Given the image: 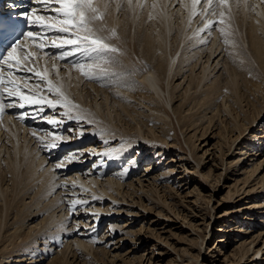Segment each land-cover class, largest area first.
<instances>
[{"label": "bare ground", "instance_id": "6f19581e", "mask_svg": "<svg viewBox=\"0 0 264 264\" xmlns=\"http://www.w3.org/2000/svg\"><path fill=\"white\" fill-rule=\"evenodd\" d=\"M152 2L157 3V5H152ZM217 2L218 0H212V8L215 7L214 4ZM105 4L108 5L107 10H105ZM117 5L120 7L117 8ZM96 6L103 15V19L98 22V26L102 25L104 28L102 34L105 36L107 42L119 49V52L115 56L117 63L103 64L101 66L105 73L103 78L92 80L91 83H84L86 78L84 76L82 78L80 72L76 71L75 74H73L71 71L70 81L67 80V84L64 83V79H61V77H63L62 75H69L67 72H62V74L59 72L58 78L55 77L54 79L53 73L51 75V72L54 71L56 74L57 69H59V64L63 66L66 65L65 62H59L58 60L54 62L53 59L50 58H37L39 52L35 49L34 44H28L25 49L32 54L35 63L29 62L25 67H31L34 71L44 73L48 79L52 81L53 86L59 88L66 98L76 106V108L73 109L58 108V110H60V112L63 110L65 112H71L72 117H80L77 122L81 125L79 128L81 134L85 132L88 134H99L97 140L94 138L92 139L94 142L87 145H93L95 146L94 148L89 147L85 150L80 148L81 152H78L79 155L71 162L62 164L60 169H66L68 165L70 166V163H74L76 160H79V162L83 161L82 163L84 164L93 156L98 158L99 154H101L99 155L100 159L95 164L94 162L97 158L93 160V164L91 165L92 169L88 170V172L83 174H78L77 172L67 179H62L63 176H59L61 170L56 168L55 164L49 165V163H46V160L41 155L42 153L45 156L49 154L53 157L52 160L56 161L64 158L66 154H69L71 151L70 149L67 151L68 145L63 142L67 140L64 139H71L72 142L76 140V142H83V139L79 140L81 134H79V136L77 134L78 137L76 138H67L66 133L68 132V126L64 127L62 125L61 129L53 128L49 124L48 126H44L46 122L43 119L25 118L28 120L27 123L33 122L35 125L40 124V126L42 125V127H44V130L47 129L50 133L55 132L60 135L57 144L63 142L62 148L56 150L57 147L50 151L45 150L41 153L37 143L33 144L31 138H25V136H23L24 133H22L21 137L19 133V131H22L23 126L26 127L24 121H22L24 119H19V114L25 110L29 113V117H32L34 116V109L32 107H26L24 110L15 107L8 109L10 114H6L3 119H9L12 122L8 120L1 122L2 124L8 123L12 125V135L8 133L6 137L9 141L6 142L2 140L3 144L0 143V166L3 164L2 162L4 160L8 170L7 173L10 174V183L13 185V189L9 195H7V190L5 191L6 195L3 190H0V196L2 197L0 204V247L3 248V252L1 253L2 256L0 254V264H25L28 260L29 263L35 264L37 263V261L34 262L36 259H43V256L41 258L39 253L34 251L39 242V236L48 237V235H44V233L46 231H51L53 229L52 227L55 228V225L51 226L54 222L58 223L61 219H66L65 215L70 217L71 213L77 210V208L85 206L86 203L84 202L88 200L96 199V201H98V204H96L98 207H85L89 212H96L100 215L104 213L106 215L104 219H106L107 216H114L116 214L119 215L117 216L118 218L129 217L126 220L128 224H136L138 217L143 214H141L143 211H137L138 208L136 205L145 210V212H151L152 209L150 211L146 208L148 204H151L150 197L146 196V199L150 201L146 205L144 204L145 202H140V199L143 197L142 193L145 188L154 187V183L149 184L150 182H148L147 185H144V182L139 178L135 181L140 182V186H135L136 183L133 180L124 184L121 178L116 176L117 174L102 180L100 179V173L95 176L100 167L97 169L95 167L103 161L108 160L105 168H103L104 170H108L114 165H119V162L125 161L127 156L136 151H138V153L135 159H137L139 155H142L139 162H141V160L148 161L156 158L159 154V150L156 151V148L149 143L151 139L148 140L147 138H152L158 142L159 139L149 134L150 131L144 126H147L149 120H153L152 122L161 124L160 127H157L160 128L158 132L161 138L167 137V139H170V132H173L171 127L172 120L170 112L165 105L168 107L171 106L170 110L173 112L172 114H174L178 124L182 129L186 130L191 124L195 125L198 123L196 118H193L195 115H200L199 121L208 120L209 124H212L216 117L220 119L221 114L229 116L230 121L227 124L229 147L227 150L224 149L221 153V166L219 167V165L214 163L212 166H207L205 175L210 178L212 177V180H215L212 184L217 182V186L221 185L222 176L225 175L224 177H226L227 174L228 176H235L236 178H239L238 176L241 175L242 177L237 179V182H241L243 186L249 182H254L250 185V189L246 191L241 198L239 197L240 201L250 200L252 205L241 206L240 208H236V210H233V207L230 206L232 210L229 209L223 214V217L226 218V223L223 224L224 228L220 227L217 230L222 234L232 230L236 240L242 235H245L240 238V241H243L236 247L237 249H243V252L235 251L230 255L233 259L236 258L237 264L243 263V259L248 255L250 256L251 251L252 257H250L252 259H250V261L252 260L254 264H257L260 259L264 261V249H262V247L253 248L254 244L259 239H262L264 244V204L254 203L252 200L256 196L264 193V175L258 178L264 159L260 160L257 164H250L251 166H246L245 164V161L249 162L250 158H254L252 160L253 162L258 161L257 157H261L262 155L259 151H261V147L264 145V135L253 134V136H251V134L248 133L249 129L251 132L254 128L256 129L255 131L261 133L263 131L260 130L261 127L264 128V106H262L264 105V101L262 102L261 100L264 98V0H228L227 10H225L224 16L221 17L223 20L225 19L224 23L215 30H212L211 27V31H209L207 25L209 23L212 25V21L215 17L205 14L206 9L209 13L211 12L206 0H200V3L195 4V6L194 0H132L131 6H129L128 0H96ZM117 10L118 12H116ZM234 19L237 24L236 28H234ZM243 30H245L246 34V40H243L242 43L243 49L236 50L232 34ZM113 32L115 33L114 36L112 35ZM210 37L211 39H209ZM181 43H183V47L177 59L178 62L173 69ZM44 55L45 53H42V56ZM237 59H239L240 62H242V60L246 62L244 66V70L246 69L245 72L243 71V66L240 67L233 64ZM171 64L172 66L170 67ZM213 64H215V66H213ZM219 64L220 68L217 70ZM197 66H199L198 69H196ZM62 69H64V67ZM62 69L60 71H62ZM70 69L71 68L68 67V70ZM221 70L222 72L220 74ZM96 72L99 73L100 69H96ZM188 73L189 75H187ZM250 73L254 77L248 76ZM33 75L34 74L31 72L14 70L13 78L16 79L18 84L23 86L25 84L27 89L34 95L40 93L38 96L36 95L37 98L40 95L50 98L48 95L49 93L47 94L46 91L43 92L39 90L40 88L38 92H36V88H34L32 84V82L36 80L32 79L25 82L23 79H20L21 77ZM81 80H83V82H81ZM102 80H106V82L104 83L103 81L101 83ZM80 83L85 84V89L83 90V86L82 88H78L81 92L75 93L76 98H73L74 95L72 97L78 102L75 103L72 101L71 94L69 93L68 95L66 91L70 90L75 92V86L78 87ZM223 90H226V92L224 91L223 93ZM115 96L118 97V99L116 98L117 100ZM179 96H181V102L177 106H174L173 102H176V98ZM216 97L221 99L220 104L217 103ZM5 100L8 102L7 97H5ZM214 104L215 106L212 107ZM12 109L17 110L12 112ZM195 109H197L196 113ZM241 110H245L247 113L252 110L253 114L249 115L246 113L247 115H245L244 113L242 115ZM207 111H209V113H207ZM49 113H52L51 116L57 115V113H53L48 109H46L42 115L49 116ZM71 119L73 118L65 116L62 122L65 125V123ZM222 122H224V120ZM33 124L28 126V128H32L31 126ZM12 127H14V129ZM209 129L210 126L208 129H203L200 137L205 136L209 132ZM44 130H42V132ZM30 133L33 135L32 132ZM46 134H38L35 136L34 140L38 143H40L39 140H43V142L47 144L50 137L47 138ZM61 135H65V137L61 138ZM194 138H197V136H193L192 140H194ZM8 142L10 146H6L9 144ZM145 143L147 144L145 145ZM29 145H35V147H37V150L36 148L34 149L33 155L27 154V147ZM193 145H195V143ZM40 146L43 148L42 144ZM239 146L240 150H237ZM189 147L190 157L196 160L197 166H203L208 159V157L203 159L208 150L203 152L202 161H199L195 158L192 147L190 145ZM149 148L152 151H149ZM164 148L165 147H162L160 149V154ZM174 148H176V145H172L169 151H173ZM36 151H38L40 156L36 157ZM56 151L57 153H55L56 156L54 158L53 155ZM169 151H166L165 154ZM236 152L238 156L236 155L232 161L225 163L227 157ZM263 152L264 150H262V153ZM147 153L148 155L145 156ZM59 154L60 157L58 156ZM161 157L162 155L160 158ZM247 157L248 160H246ZM160 158H158V161H160ZM23 160H26L24 168H28L27 171H21ZM52 160L50 163H55ZM212 161H214V159L208 160V163ZM139 162L136 161L134 165L139 164ZM40 163L41 165L37 166ZM161 163L162 161L156 162L154 166L159 167ZM154 166H152L153 169L156 168ZM130 168L131 164H129V166L127 165V169ZM54 169L59 172H54ZM95 169L97 171L92 172L95 171ZM219 169H221L222 172L216 175ZM151 170V168H148V171ZM33 171L34 176L32 175ZM90 172H92V174ZM64 174L66 173H62V175ZM256 176L257 179L255 178ZM5 178L4 176L3 180H5ZM51 179H61L63 182L57 183L55 180L57 183L55 185V181H51ZM181 182L182 181H180L179 184H182ZM0 183H3L1 176ZM52 185L61 187V191H59L60 195L56 197L57 201H59L58 206H63L61 210L56 209V201L46 196L50 195L51 191L54 190ZM67 186H69V188L65 189ZM88 189H90V191ZM66 192H69L68 197L71 196V198L69 197L70 199H65L67 198L65 196ZM71 192L72 195H70ZM83 192L89 193V196H87V198L81 197ZM32 193H34L33 197ZM235 194V192L228 194L229 199L226 201L234 202L237 200L238 195ZM234 195L236 196L235 199L233 198L235 197ZM26 196H31L32 202L24 203L23 200V203H20L23 197L25 199ZM44 196L50 199L48 202L47 200L45 201L47 203L42 202ZM158 200L163 203L160 198H158ZM40 202H42V204H40ZM250 202L247 201L244 203L248 204ZM69 203L75 204V210H69ZM93 203H95V201ZM107 203L111 205L104 208L103 206ZM81 211L82 210L77 211L76 214L73 215L75 221L78 220L79 215L82 217L80 214ZM42 212L46 214L43 219L45 222L43 225L47 226V228L49 226V228L43 229L45 230L44 232L39 230L37 237H32L33 232L25 235V230L22 231L25 226V220L31 218V216L37 218ZM241 212H243L242 215H240ZM229 214L230 216H228ZM13 215L15 219L8 224L9 219L13 218ZM92 216L93 214L89 215L88 218H93L95 220V230L97 227L99 229L101 217ZM231 216H233V219H236L233 223L234 227L227 225L233 222V219L230 218ZM143 217V220L147 219V217ZM166 217L168 216L166 215ZM109 220L110 218H108V221ZM82 223L83 221L75 222V224H73L75 227H72V232L76 233L77 229L81 227L80 225H83ZM56 225L60 227L58 224ZM144 225L142 221L140 228H138V232L133 234L134 240H132V243H135V240L141 237L140 234H142ZM248 225L250 227L246 228ZM258 225L259 227H257V229L262 228L258 237L249 239V236L254 232L253 228ZM9 226H11V230L14 229V233H6ZM119 227L118 225V228ZM118 228L116 226H111V229L116 231L115 234L120 233L117 232ZM121 228L122 227L119 229L121 230ZM98 229L96 231L94 230L93 233L96 234ZM55 231H57V229ZM57 232L59 233L53 235V237L57 235L56 242L66 236L68 237L70 235L69 233H71L66 232V230L63 233L61 230ZM86 232L88 231L80 232L77 238L65 241L63 250L51 260L50 264H75L73 260L76 259L79 254L82 256L79 264L107 262V256L111 251L109 252L104 248L95 247L94 244L97 241L94 238L91 240H83V237L87 236H84ZM108 232H110V230H108ZM95 234H93L94 237ZM115 234H112V236ZM209 236L210 234H206L205 237L208 238ZM21 237H25V239L23 238L22 240H26V242L28 239L30 240V238L33 239L29 241L30 243L20 242L18 244L15 239ZM224 238L225 236L223 235L218 238L219 244ZM12 239L15 241L12 242ZM101 239L103 240V237ZM123 240L125 239H119L116 246L121 247L125 245L126 243L123 242ZM141 240L142 241L136 245V248L131 247L132 249H128L125 253L129 254L133 251L136 252L137 247L145 241L143 237H141ZM6 242H8L7 245H5ZM52 243H54V241ZM237 255H239V257ZM259 255L261 258L258 257ZM24 256L27 258L29 257V259H25ZM90 256H92L93 263L89 261L91 259ZM83 257H87L88 259L85 260ZM196 259L199 260V258ZM12 260L14 261L12 262ZM233 262H235V260Z\"/></svg>", "mask_w": 264, "mask_h": 264}, {"label": "rangeland", "instance_id": "374dc122", "mask_svg": "<svg viewBox=\"0 0 264 264\" xmlns=\"http://www.w3.org/2000/svg\"><path fill=\"white\" fill-rule=\"evenodd\" d=\"M217 3L214 4V6H215V7L213 6L214 8H216ZM152 5L156 6L157 3L152 2ZM236 9H238V8H236ZM225 10H227V9H223L224 12H225ZM116 12H118V10ZM214 17L215 18L212 21V25H211L212 30H215L219 26H221L222 24L220 23V20H223L219 15L214 16ZM236 25L237 24H236V21L234 19V28H236ZM232 37H233V40L235 43V49L236 50H238V49L242 50L243 49L242 48L243 40H246L245 30L237 31V32L233 33ZM209 39H211V37ZM182 47H183V43H181V46L178 50L179 53H177V55H176V59L174 62L173 69L175 68V66L178 62L177 59L181 53ZM241 55H242V53H241ZM245 63L246 62L244 60H242V62H240L239 59H237L233 62V64H235L237 66H240V67L243 66L244 72L246 70V69L244 70ZM171 66H172V64L170 65V67ZM213 66H215V64H213ZM63 67H64V69H62ZM198 68H199V66H197L196 69H198ZM219 68H220V64H219L217 70ZM61 69H62V71H60ZM63 70H65V71H63ZM71 71L73 72V74H75V72H76V70L74 68H71L70 70H68V67L66 65L61 66L59 64V72L61 74H62V72H67L69 74V75H67V74L62 75L63 77H61V79L65 80L64 81L65 84H67V80L70 81V77H71L70 73H72ZM221 72H222V70L220 71V74H221ZM52 73H53V77L55 79V77H57V75L55 74L54 71L51 72V75H52ZM220 74H218V75H220ZM187 75H189V73ZM65 76H66V78H65ZM248 76L254 77V76H252L251 73L248 74ZM82 78H83V75H82ZM33 80H36V79L33 78ZM91 81L92 80H89L86 78V80H84V83H91ZM103 81H104V83L106 82V80H102L101 83ZM57 82H58V79H57ZM81 82H83V80H81ZM40 83H41V87L34 86V88H36V92H38V89L40 88L39 90H42L43 92L46 91V93L48 94L47 88L43 84L44 82L43 83L40 82ZM32 84L35 85L36 81H33ZM83 84L80 83L78 87L75 86V88H74L75 92L67 90L66 93L68 92L67 93L68 95L70 93L71 98L73 97V95H74L73 98H76L75 93L81 92L78 90V88H82V86H83V90L85 89V84L84 85ZM72 85H73V83H72ZM24 86L21 85L23 90L25 92H28L29 90L27 89V86L25 84H24ZM69 88H70V84H69ZM224 91L226 92V90H223V93H224ZM38 94H40V93H38ZM38 94H35V96L36 95L38 96ZM180 97L181 96L176 98V102H173L174 106H177L178 104H180V102H181ZM73 98H72V101L75 103H78ZM116 98L118 99V97L115 96V99ZM261 100L263 102L264 98H262ZM216 101L218 104H220L221 99H219V97H216ZM214 106H215V104L212 107H214ZM262 106H264V105H262ZM165 107L170 112L171 120H172V126L171 127L173 129V132H170V136H171L170 139H167V137L161 138V135L158 132V131H160V128H157V127H160L161 124L152 122L153 120H149L147 126L146 125L144 126L147 128L148 131H150L149 134H151L154 138L159 139V142H158V141L153 140L152 138H147L148 140L151 139V141L149 142L150 145L154 146L156 148V151L159 150L158 151L159 154L157 157L160 158V156L162 155V157L160 158V161H162V163L159 165V167L154 166L156 162H160V161H158L159 159L157 157L150 159L148 161H142L141 160V162H139L141 159L140 157L142 155H139L137 157V159H135L137 156V153H138V151H136V152H132L129 156H127L125 158L127 161L125 160L121 163L119 162V165H114L113 167L109 168L108 170H104L103 168H105L106 164L108 163L107 162L108 160H106V161H103L102 163H100L98 166L95 167L96 169L100 167V169H98V171L96 169H95V171H92V172L97 171V174H95V176H97L100 173L101 174L100 179H102V180H104L107 177H110L111 175L117 174L116 176L120 177L122 180V183H124V184H127L133 180L136 183L135 186H140L141 185L140 182L135 181V180H138L139 178L141 181L144 182V185H147L148 182H150L149 184L154 183L155 184L154 187L145 188V190L142 193L143 197H142V199H140L141 200L140 202H142V201L145 202L144 203L145 205L151 201V204H148L146 208L150 211L152 209V211L151 212H145V210L141 209L139 206L136 205V207L138 208L137 211H139V212L143 211V212H141V214L142 213L143 214L140 217H138V221L136 224H128L126 222V220L129 217H125V218L119 217L118 218L117 216H119V215L116 214L114 216L113 215L107 216V218L104 219L106 216L104 213H103V215H100L99 213H96V212H93V213L89 212L88 209H85V207H87V206L98 207L96 205V204H98V201H96V199L95 200H93V199L88 200L87 202H84V203H86L85 206L77 208V210H75L73 213H71L70 217L68 215H65L66 219H61L58 223L54 222V224L51 225V226L55 225V228L57 229V231L61 230L62 233L65 232V230L68 233L71 232V233H69L70 235L68 237L66 236L65 238L61 239L60 240L61 242L60 241L56 242V236L57 235H55V237H53V235L58 234L59 232L55 231L56 229L54 227H52L53 229L50 228V229H52L51 231H46L44 233V235H48V237L47 236H42V237L39 236V242L37 243V247L34 249V251H37V253H39L41 258L43 256V259H38V260L36 259L34 262L37 261V263H35V264H50L51 260L58 253H60L63 250L64 245H65L64 242L67 240L70 241L71 239L77 238L78 234H80V232H83V231H88V232H86L87 234L86 233L84 234V236L87 235L88 237L87 236L83 237V240L84 239L91 240L92 238H94L97 241L94 244L95 247L104 248L105 250H107L109 252L111 251V253L107 256L108 257L107 262H105V263L104 262H96V263L94 262V264H237L236 258L233 259L230 255L232 252H235V251L236 252L237 251L243 252V249H237L236 247H238L241 244V242L243 240L240 241L241 240L240 238L242 236L244 237L245 235H242L240 238H237V240H236V237L234 236V232L232 230L229 231L228 233L222 234L217 229L220 227L224 228L223 224L226 223V218L223 217V214L225 213V211H227L229 209L232 210L230 208V206L233 207V210H236V208H240L241 206H251L252 205L250 200L240 201L239 197L241 198L242 195L245 194V192L250 189V185H252L254 182H251V183L249 182L248 184L243 186L241 184V182H239V183L237 182V179L242 177L241 175L238 176L239 178H236L235 176H228V174H227L226 177H224L225 175L222 176L223 179L221 180V185H219L220 186L219 187L216 185L217 182L215 184H212L215 181L214 179L212 180V177L210 178L209 176L205 175L206 170H207V168H206L207 166H212L214 163V164L219 165V167H220L222 164V161L220 159L222 157L221 153L224 151V149L227 150V148L229 147L228 136H227L229 134L227 133V124L230 121L229 120L230 118H229V116H224L225 114H221L220 119L218 117H216V119L213 121V123L209 124L208 120H204L202 122L199 121L200 115H195L193 118H196L198 123H196L195 125L191 124V126L186 130V129H182L181 126L178 124L174 114H172L173 112H171V110H170L171 106L168 107L167 105H165ZM63 111H61V112H63ZM241 111H242V115L244 113H245V115H247V114L252 115L253 114L252 110L248 111V113L245 110H241ZM58 112H60V110H58ZM196 112H197V109H195V113ZM207 113H209V111H207ZM51 114L52 113H49V115H51ZM226 119H227V121H226ZM7 120L9 122H12L6 118L3 119L2 122H5ZM71 120L67 121L65 123V125L63 124V122H61V124H60L61 126L59 128L61 129L62 125L64 127L68 126V130H67L68 132L66 131L67 132L66 137L67 138H76L79 136V134H81L79 131V128L81 125H79V122H77L78 119L73 118ZM223 120H224V122H222ZM62 121H64V120H62ZM2 122H0L1 123L0 124V138H1L0 143L1 144H3L2 140L6 141V142L9 141L8 138L6 137V136H8V133L10 135H12V133H11V126L12 125L11 124L9 125L8 123L2 124ZM208 125L210 126L209 132L205 136L200 137V134L203 132V129L204 130L208 129V127H209ZM44 126H48V123L44 124ZM31 127L32 128H28V127L23 126V129L25 130V132L23 129H22L23 132L19 131L20 136L22 137V133H24L23 136H25V138L26 137H27V139L31 138L33 140V142H32L33 144L37 143L39 145L38 147L40 148V151L42 153L45 150H43V148L40 146L41 143H38L36 140H34L35 137L30 133V132L33 133L32 129H35V123ZM12 128L14 129V127H12ZM255 130L256 129L254 128L253 131L250 132V129H249L248 133H250L251 136H253V134H255V135L260 134L261 136L264 135V128L261 127L260 130H263L261 133H259L258 131H255ZM43 133L46 134V133H50V132L47 129H45L43 131ZM194 133H195V135H194ZM38 134L40 135L41 133L38 132ZM77 134H78V136H77ZM80 136L81 137L79 140L83 139L84 140L83 142L82 141L76 142L77 140L72 142L71 139L70 140L64 139V140H67V141H63L64 143H67V145H68L67 151L69 149L71 151H73V152L70 151L68 155H70V153L71 154L76 153V152L80 153L81 152L80 148H82V150L88 149L89 147L94 148L95 146H93V145L92 146H87V145L94 142V140H92V139L95 138V140H97L99 134H88L87 132H85V133H82ZM193 136H197V138H194V140H192ZM64 137H65V135H61V138H64ZM190 137H191V139H190ZM11 138H12V136H11ZM47 138H49V137L47 136ZM47 138H44V139L48 140ZM63 142L61 144L58 143L59 146L56 150H59L60 148H62ZM69 143H70V145H69ZM194 143H195V145H193ZM146 144L147 143H145V145ZM24 145H25V143H24ZM172 145H176V148H174V150H173L174 152L169 151L170 147H172ZM189 145L192 147L193 154H194L195 158H197L199 161L202 159L203 152L208 150L207 154L203 158V159H206V157H208V159L205 161V164H203V166L202 165L197 166L196 160L190 157ZM6 146H10V143ZM135 147H137V146H135ZM162 147H165V148L162 149V152L160 154V149ZM27 148H28L27 154H30V155H33L35 148L37 150V147H35V145L34 146L29 145ZM237 148H238L237 150H240V146ZM262 150H264V145H263V147H261V151H259L262 155H261V157H257L258 161L253 162L252 160L254 158H250L249 162L245 161L246 166H249L252 163L257 164L260 160L264 159V152L262 153ZM149 151H152V150L149 148ZM166 151H169V152L165 154ZM5 152H6V149H5ZM36 153H37L36 157L40 156L38 151H36ZM55 153H57V151L54 152V155H53L54 158L56 156ZM48 155L49 154H46V156H45L42 153L41 156L44 157V159L46 160V163H49V165L55 164L52 162L50 163V161L52 160L53 157L51 155H49V159H48ZM99 155H101V154H99ZM99 155H98V158L94 157V156L91 158L86 156L87 158H90L88 161H86L87 163L85 162L83 164L82 163L83 161H80L81 162L80 163L79 160H76L75 161L76 163L75 162L70 163V166L68 165L69 167L67 166L66 169L58 168L61 171L59 172V171H56L54 169L55 170L54 172H59V174H60L59 176L60 177L63 176L62 179H67L68 177L76 174L77 172H78V174L86 173V172H88V170L92 169L91 165L93 164V160H95L97 158L96 161L94 162V164L99 161V159H100ZM147 155H148V153L145 154V156H147ZM236 155L238 156L237 152L235 154L233 153L232 155H229L227 157V160H225V163L232 161ZM212 156H213V158H212ZM25 159H26V157H25ZM212 159H214V161L208 163V160H212ZM246 160H248V157ZM25 161L26 160H23V162H22L21 171H27L28 170V168H24ZM52 161L57 162L56 160H52ZM136 161L139 162V164L134 165V163ZM37 162H38V160H37ZM2 163L3 164H1V166H0L1 167L0 168V176L2 177L3 183L2 184L0 183V190H3L4 192L7 190V195H9L13 189V185L10 183V180H11L10 174L7 173L8 170H7V167L5 165L4 160ZM71 164H72V167H71ZM129 164H131V168L127 169V165L129 166ZM39 165H41V163L38 164L37 166H39ZM49 165H47V166H49ZM152 166H154L156 168L153 169ZM201 166H202V168H201ZM23 168H24V170H23ZM148 168H151L152 170L148 171ZM193 171H195V172H193ZM92 172H90V173L92 174ZM221 172H222V170L219 169L216 172V175L221 174ZM259 172L260 173L258 175V178L260 176L262 177L264 175V163H263L261 170ZM62 173H66V174L62 175ZM32 175L34 176V171L32 172ZM4 176L6 177L5 180H3ZM83 176H85V175H83ZM88 177H90V176H88ZM255 178L257 179V176ZM55 180L57 181V183L63 182V180H61V179H51V181H55ZM146 180H148V181H146ZM56 181L54 183L55 185L57 184ZM177 181H179V182L182 181L181 182L182 184H179V182H177ZM55 185H52L54 187V190L51 191L50 195H46V196L50 197V199H52L53 201H56L57 202L56 209L61 210L63 208V206H58L59 201H57V199H56V197L58 195H60L59 191H61V189H60L61 187L55 186ZM216 186H217V188H216ZM68 188H69V186H67V188H65V189H68ZM146 189H148V190H146ZM88 190L90 191V189H88ZM233 192L236 193L235 195H238L237 196L238 199L235 200L234 202L233 201L232 202L226 201L227 199H229L228 194L233 193ZM5 195H6V192H5ZM33 195H34V193H32V197H33ZM68 195H69V192H66V195H65L67 197V198H65L66 200L71 198V196H69L70 197L69 198ZM70 195H72V192L70 193ZM263 195H264V193L256 196L254 199H252L253 202L258 203V204H264V196ZM46 196L43 197L42 202H45L46 200L48 202L50 200ZM87 196H89V193L83 192L81 197L87 198ZM146 196L150 197V201H148L146 199L147 198ZM32 197L26 196L25 199L23 197V199L20 201V203L21 202L23 203V200H24V203H30V202H32ZM158 198H160L163 203L159 202ZM233 198L235 199L236 196ZM1 200H2V197L0 196V204H1ZM94 201H95V203H93ZM247 201L250 203L245 204L244 202H247ZM42 202H40V204H42ZM47 202H45V203H47ZM69 205H70V203H69ZM110 205L111 204L107 203L103 207L107 208ZM80 210H82L80 213L82 217H80V215H79V218L77 221H79V222L83 221V223H82L83 225H80L81 227H79L77 229V232L74 233V232H72V227H75V225H73V224H75V222H77V221H75V219L73 218V215L76 214V212L80 211ZM92 214H93L92 217H95V216L101 217V224L99 226V229H98V227L96 228V230L98 229L96 234L93 233L95 230V228H94L95 220L93 218H90V219L88 218V216L92 215ZM242 214H243V212L240 213V215H242ZM166 215L169 218L166 217ZM45 216H46V214H43V212H42L38 215L37 218H35V216H31V218L25 220L26 221L25 226L22 229V231L25 230V235L27 233L30 234L31 232H33L32 237H37L39 234L38 233L39 230L41 232H44L45 230H43V229H48L49 226L47 228V226L43 225L45 223L43 221ZM143 216L147 217V219L143 220V218H144ZM228 216H230V214ZM32 217L35 219H33ZM76 218H77V216H76ZM108 218H110L109 221H108ZM230 218L233 219V216H231ZM14 219H15V217L13 215V218L9 219L8 224H10V221L12 222ZM103 220H105V221H103ZM93 221H94V223H93ZM142 221H143V225L144 224L145 225L143 227L142 234H140V236L143 237V240L145 239L144 243L140 244L137 247L136 252L133 251L129 254L125 253L131 247L136 248V245H138L142 241L141 237H140L137 240H135V243H132V240H134L133 234L138 232V228H140ZM235 221H236V219H233V222L229 223L227 225H229L230 227H234L233 223ZM65 222H66V224H65ZM86 223L89 225H87ZM251 223H253V222H251ZM56 224H58L60 227H58ZM117 224L120 227H122L121 230L119 229L120 227L118 228ZM110 225L116 226L120 230L119 231L117 229V232H120V233L115 234L116 231L111 229ZM44 226H45V228H44ZM248 227H250V226L249 225L246 226V228H248ZM257 227H259V225L255 226L253 228L254 232L249 236L250 237L249 239L258 237L262 228L257 229ZM10 228H11V226H9V228H7L8 229V230H6L7 234L9 232H12V233L15 232L14 229L11 230ZM67 228L69 231L67 230ZM242 228H245V227H242ZM80 230H82V231H80ZM108 230H110V232H108ZM128 231H129V233H128ZM111 232H112V234H115V235L112 236ZM93 234H95V237ZM206 234H210V236L208 238H206L205 237ZM240 234H242V233H240ZM25 235H23V236H25ZM222 235L225 236V238L219 244L218 238H220ZM61 237H63V236H61ZM102 237H103V240L101 239ZM23 238L25 239V237H21L19 239H15V240H17L18 244L20 242L24 243V242H26V240L25 241L22 240ZM122 238L125 239V240H123V242H125L126 244L123 245L124 244L123 243L122 244L123 246H121V247L116 246L118 244L117 241L119 239H122ZM26 239H28V238H26ZM32 239L33 238H30V240L28 239L26 243H28ZM15 240L12 239V242ZM44 240H45V242H44ZM53 241H54V243H52ZM121 243H122V241H121ZM7 244H8V242H6L5 245H7ZM0 246H1V243H0ZM11 247H12V245H11ZM256 247H262V249H264V244H263L262 239H259L256 241L253 248L255 249ZM2 252H3V248L0 247V254ZM45 254H47V255H45ZM261 254H263V253H261ZM260 255L258 256L259 258H261ZM1 256H2V254H1ZM142 256H143V258H142ZM237 256L239 257V255H237ZM250 256L252 257V251L250 253ZM250 256L249 255L246 256L243 259L244 262L241 264H254L252 262V260L250 261V259H252ZM24 257H25V259H29V257L28 258L26 256H24ZM81 257L82 256L79 254L78 257H76V259H74V260L72 259V260L75 264H77V262L79 264ZM91 257L92 256H90V258ZM13 258L17 259L16 257H13ZM83 258L85 260L88 259L87 257H83ZM196 258H199V260H197ZM246 259H248V260H246ZM234 260H235V262H233ZM13 261L14 260H12V262ZM89 261H90V263H93L92 258ZM19 264H24V263H19ZM25 264H31V263H29V260H28ZM257 264H264V261L260 259V261Z\"/></svg>", "mask_w": 264, "mask_h": 264}, {"label": "snow or ice", "instance_id": "6c2138e0", "mask_svg": "<svg viewBox=\"0 0 264 264\" xmlns=\"http://www.w3.org/2000/svg\"><path fill=\"white\" fill-rule=\"evenodd\" d=\"M39 8H32L23 15L30 27V30L22 33L25 39H31L37 48L43 50L45 47L57 49V52H47L53 60L64 61L67 67L74 68L89 80L101 79L105 75L102 69L103 64H115L116 54L119 52L117 47L107 42L103 26H98V22L103 19L99 8L96 6V0H33ZM132 0H128L131 6ZM200 0H194L195 4H199ZM209 13L205 10V14L210 16H224L223 9H227L228 0H218L216 8H212V0H206ZM55 5V6H53ZM108 5L105 4V10ZM120 6L117 5V8ZM39 13V14H38ZM223 24L224 21L220 20ZM211 31V24L207 25ZM114 36L115 33L113 32ZM46 40H51V45H45ZM24 40L19 37L7 36L5 29L0 21V119L6 113V109L17 107L26 109L32 107L34 116L29 117V113L22 111L19 119L40 118L53 128H59L65 116L69 118L80 119V117H72L71 112H58V108L73 109L76 108L59 88L54 87L52 81L39 71H34L31 67H25L29 62L35 63L32 54L29 53L22 45ZM79 54V55H77ZM71 58V59H69ZM23 62V63H22ZM6 66V67H5ZM96 69H100L97 73ZM14 70H23L31 72L33 76L21 77L25 82L36 79L34 86L41 87L40 82H44L49 96L40 95L38 98L30 91L25 92L20 84L16 82ZM7 72V76L3 73ZM59 76V69L56 71ZM5 97L8 102L5 103ZM51 110L57 113L56 116L42 115L45 110ZM78 111V109H77ZM37 132H33V136H37ZM40 135H45L41 133ZM50 140L45 144L42 140L39 142L43 145V150L50 151L57 148V140L60 135L57 133H47ZM79 154H66L64 158L55 162V167L60 168L62 164L71 162ZM69 210H75V204L69 205Z\"/></svg>", "mask_w": 264, "mask_h": 264}]
</instances>
